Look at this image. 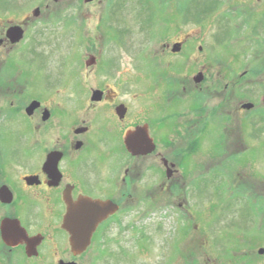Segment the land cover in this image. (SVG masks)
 <instances>
[{
	"label": "flooded vegetation",
	"instance_id": "flooded-vegetation-1",
	"mask_svg": "<svg viewBox=\"0 0 264 264\" xmlns=\"http://www.w3.org/2000/svg\"><path fill=\"white\" fill-rule=\"evenodd\" d=\"M196 2L202 12L186 11ZM35 3L0 6V264H89L137 202L177 198L190 236L202 237L197 196L208 173L231 198L257 188L259 224L237 217L228 264H264V53L246 71L229 47L243 28L233 40L264 44V0ZM51 26L70 36L56 51L72 53H38ZM14 117L22 133L8 151L5 120ZM72 236L90 243L75 252Z\"/></svg>",
	"mask_w": 264,
	"mask_h": 264
},
{
	"label": "rangeland",
	"instance_id": "rangeland-1",
	"mask_svg": "<svg viewBox=\"0 0 264 264\" xmlns=\"http://www.w3.org/2000/svg\"><path fill=\"white\" fill-rule=\"evenodd\" d=\"M36 0H0V6L5 2V6L11 8L20 5H35ZM188 1V0H187ZM35 3V4H34ZM188 5V4H187ZM15 6V7H14ZM192 7V6H191ZM187 7L186 11L204 10V3L196 2L194 7ZM186 20H194L193 14H186ZM209 16H205L203 20L208 21ZM135 22V20H134ZM133 23V19L129 20ZM187 31L197 32L198 29L186 25ZM50 28V29H48ZM136 31L135 42L141 44L146 35L141 30L139 24L134 25ZM239 32L246 37L248 31L246 28L239 29ZM45 41L39 48L38 53L52 54V60L57 57L68 54L67 49L64 51H56L55 44L62 43L61 39L67 38V29L56 27H47L43 30ZM213 29H205L203 37L208 39L212 36ZM235 31L230 32V38L241 37ZM123 37V36H122ZM251 38V34L248 36ZM73 38V37H72ZM206 38V39H207ZM229 47L234 53V64L236 69L257 70L253 54L264 53V44L252 42L248 38L241 41L233 40ZM59 40V42H56ZM73 40V39H72ZM264 40L263 37L261 39ZM75 42V41H74ZM64 48V47H63ZM140 49V46L138 47ZM222 51H226L224 46L220 47ZM61 52V53H60ZM70 51L69 53H72ZM227 52V51H226ZM54 53V54H53ZM51 56V55H50ZM50 57L48 56V59ZM128 61L123 57V65ZM23 120L20 117H14L10 120H5V149L10 151L17 145L18 136L22 133ZM1 145V141H0ZM2 147L0 146V149ZM1 157V156H0ZM2 158V157H1ZM0 165L2 163L0 162ZM213 175L203 174L200 177L201 186L198 201L201 203L199 207L202 237H193L191 235V227L193 223L183 222V218L188 219L180 213L177 198L173 203L160 205L156 203L137 202L136 204L127 206L121 215V233L117 236L106 238V248L104 255L96 249L92 251L87 259L89 264H228L230 262V254L233 248L234 237L231 235L234 223L237 217H243L249 220L250 227L257 229L255 223L259 224L258 218V203H257V188L252 184H245L243 188L238 189L237 195L229 193L225 186L218 185L212 181ZM216 187V190H215ZM189 194L193 193L192 188L187 189ZM214 193L216 195L214 196ZM230 198L228 203L232 205L227 209L229 211H214L215 207H220V196ZM218 203L216 206V201ZM233 202L235 204H233ZM226 202H223V204ZM224 212L223 214H221ZM221 214V215H220ZM185 224V225H184ZM190 232H189V231ZM240 246V245H239ZM255 260V259H254ZM257 264L258 261H257Z\"/></svg>",
	"mask_w": 264,
	"mask_h": 264
},
{
	"label": "water",
	"instance_id": "water-1",
	"mask_svg": "<svg viewBox=\"0 0 264 264\" xmlns=\"http://www.w3.org/2000/svg\"><path fill=\"white\" fill-rule=\"evenodd\" d=\"M14 32V36L17 40H19L23 35L21 34V32H19L17 29L16 30H13ZM177 51V50H176ZM0 196H1V199L2 197L4 198L5 196V187H2L0 189ZM4 229V227H2ZM90 243V237H77V236H72L71 238V245H72V248L74 249L75 252H78V251H83L86 249V247L89 245ZM260 253L262 254L263 251L261 250Z\"/></svg>",
	"mask_w": 264,
	"mask_h": 264
}]
</instances>
